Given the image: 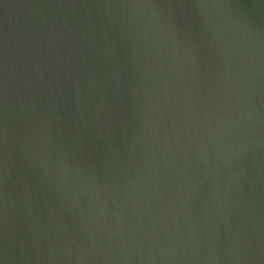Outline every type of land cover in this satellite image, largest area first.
<instances>
[{
  "label": "water",
  "instance_id": "obj_1",
  "mask_svg": "<svg viewBox=\"0 0 264 264\" xmlns=\"http://www.w3.org/2000/svg\"><path fill=\"white\" fill-rule=\"evenodd\" d=\"M0 264H264V0H0Z\"/></svg>",
  "mask_w": 264,
  "mask_h": 264
}]
</instances>
